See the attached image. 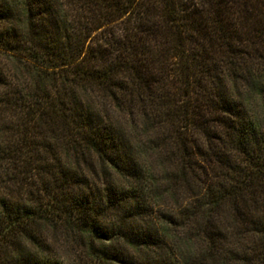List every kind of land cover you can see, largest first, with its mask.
<instances>
[{
    "label": "trees",
    "instance_id": "16d2710c",
    "mask_svg": "<svg viewBox=\"0 0 264 264\" xmlns=\"http://www.w3.org/2000/svg\"><path fill=\"white\" fill-rule=\"evenodd\" d=\"M0 264H264V0H0Z\"/></svg>",
    "mask_w": 264,
    "mask_h": 264
}]
</instances>
